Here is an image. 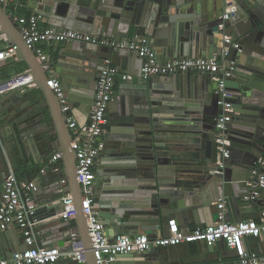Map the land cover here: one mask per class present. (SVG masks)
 I'll use <instances>...</instances> for the list:
<instances>
[{
    "label": "water",
    "instance_id": "95a60500",
    "mask_svg": "<svg viewBox=\"0 0 264 264\" xmlns=\"http://www.w3.org/2000/svg\"><path fill=\"white\" fill-rule=\"evenodd\" d=\"M219 1L225 2L230 10L224 29L219 26L223 22ZM33 2L48 17L58 12L62 16V23H54L58 27L90 31L95 36L115 40L148 38L158 58L159 55L169 60L197 58L209 55L210 49H214L211 56L220 55L223 47H230L229 59L237 61L227 83L236 109L225 123L226 138L230 141L225 147L229 151L227 158H223L216 141L220 111L217 94L215 98L210 94V74L187 72L145 79L140 72L136 82L130 80L132 84L127 91L111 102V133L115 130L117 133L111 142L114 148L100 155L95 184L97 210L107 234H133L141 229L152 237H156L158 230L168 235L180 227L189 228L192 223L213 225L220 213L219 209L213 210L214 201L224 200L229 211L238 204L252 205L244 199L249 193L247 181L256 161L264 154V0ZM46 6H52L51 14L44 11ZM0 26L7 44L16 46V62L22 61L27 67L22 72L13 69L0 74V89H3L0 92V195L10 165L20 174H35L42 166L41 159L26 157L25 146L41 138V129L51 127L50 139L40 148L41 156L50 157L55 151L62 153L60 177L68 178L77 213L73 221H60L43 232L48 234L51 244L59 243L62 247L76 226L86 264H97L81 207L82 187L76 176V150L67 117L76 108L80 109L87 116L78 123L84 127L104 61L111 58L120 64L121 56L136 54L93 42L70 41L69 49L60 57L69 56V72L57 69L69 105V111L64 112L58 96L48 85L49 74L44 63L27 46L9 5L1 3ZM225 35L240 43L242 51L223 43ZM29 75L34 86H29V82L8 86L15 78ZM55 185L46 187L50 193L44 201L52 198ZM37 191H43L41 182ZM50 210L54 215L57 207ZM233 217L231 221L245 220L239 215ZM251 238L256 244L264 240ZM195 244L201 261L220 248L221 242L207 246L200 241L182 243L144 252L130 250L120 256L130 264H188L185 256ZM221 256L225 258L222 253L218 257ZM69 261L79 264L71 258ZM57 263L61 264V260Z\"/></svg>",
    "mask_w": 264,
    "mask_h": 264
},
{
    "label": "built area",
    "instance_id": "2783aa9c",
    "mask_svg": "<svg viewBox=\"0 0 264 264\" xmlns=\"http://www.w3.org/2000/svg\"><path fill=\"white\" fill-rule=\"evenodd\" d=\"M28 1L39 0H0L1 4L14 7L24 5ZM223 22L219 25L221 29L226 26L230 19V11L222 15ZM42 16L37 13L21 15L17 17L23 37L29 48L34 50L39 59L44 63L48 71V85L56 93L64 112L69 111L68 101L65 97L62 81L53 70V59L45 51V44L55 46L61 42L82 41L93 42L110 46L114 50H128L141 58V76L145 79L154 76H169L177 73H206L212 75L214 91L218 96V105L221 110L218 120V131L216 141L225 158L229 156L226 146L230 141L226 138V122L230 121L233 108L231 101L233 93L227 83L232 78L237 66V61L230 60V47H223L220 55L214 54L209 57L200 58H177L170 61H161L155 49L147 39H125L115 40L107 37H99L79 30H72L57 26H41ZM6 36L0 26V41ZM223 43L231 44L234 48L242 51L240 43L232 41L231 36L225 35ZM16 46L7 45L0 49V63L8 58L16 56ZM121 77L123 80H133L134 76L121 73L118 66L107 58L98 76L95 87V97L89 121L84 129L79 127L76 119L69 115L67 125L73 135V146L76 150V176L82 187L81 207L86 216L89 235L93 241L94 255L97 264H116L118 257L130 250L139 252L148 251L168 245H179L182 243L203 242L207 245L224 242L229 248H236L242 239L246 237L264 238V208L261 210L259 220H245L232 222L226 219L225 202L217 203L220 211L219 220L213 225L197 226L191 230L176 229L168 235L152 237L144 231L133 234L118 235L110 239L106 226L101 218L98 206V196L95 191L96 166L100 155L106 146L104 133L109 124V108L116 98V82ZM32 75L28 77L15 78L9 86H19L29 82ZM3 89H0V92ZM5 150L4 144H2ZM62 153H53L40 167L38 174L33 179H23L22 176L10 165L9 173L3 183V192L0 195V229L7 230L16 224L22 231L25 247L16 252L0 254V264H57L61 257L71 258L79 264H85V249L78 237L77 230H73L68 242L67 249L43 245L41 237L43 221L39 210L49 211L57 207V212L50 218L56 221H73L76 216L74 195L69 187L67 177H60L63 172ZM223 165L220 162V166ZM54 174L57 176L55 191L49 201L35 202V192L38 190L40 176ZM249 193L244 197L247 202H254L264 190V154L258 158L251 170V176L247 181ZM264 263V254L257 252H243L240 264Z\"/></svg>",
    "mask_w": 264,
    "mask_h": 264
},
{
    "label": "crops",
    "instance_id": "0c3cea01",
    "mask_svg": "<svg viewBox=\"0 0 264 264\" xmlns=\"http://www.w3.org/2000/svg\"><path fill=\"white\" fill-rule=\"evenodd\" d=\"M210 3H214L217 0H209ZM219 6H220V13L223 14L225 11H230L227 7L225 2L223 1H219ZM222 7V8H221ZM226 7V8H225ZM10 8V13L12 14V16L15 18V20L17 19V17L21 16V15H29L31 13H37L40 14L42 16V20L40 22L41 26H57L54 23H62L61 19L62 16L60 14H58V12H56V14H53V17H48L46 15H44L43 13H40L41 11L37 10V8H35V3L33 1H28L26 2L24 5L22 6H18L17 8L14 7L13 3H11V5L9 6ZM51 9L52 6H46L44 8V11L47 12V14H51ZM85 9L90 10V7H85ZM224 9V10H222ZM227 9V10H225ZM58 27V26H57ZM73 30H78V29H73ZM82 31V30H79ZM84 32V31H83ZM4 33V32H3ZM85 33H89L94 35L93 33H91L90 31H86ZM6 36V35H5ZM146 41L150 43L148 38ZM0 44H2V46L0 47V49L5 48L8 44L6 42V39L1 40ZM151 44V43H150ZM68 45H71L70 41L67 42H61L59 44H56L55 46H51L50 44H45V51L50 54L52 56L53 61V70L54 73L57 75V77H59L62 81V75L60 72H57V69L59 68V70H61L62 72H69L68 71V67L71 66V64H69L68 60H69V56L66 55L63 58L61 57V53H63L65 50H68ZM152 46V45H151ZM154 48V46H152ZM210 53H208L209 55L206 56H199L197 58L200 57H209L211 56L210 54H212V50L214 51V49H210ZM156 51V50H155ZM209 52V51H208ZM157 53V52H156ZM131 55V54H130ZM178 58H182V57H178ZM189 58H196V57H189ZM159 59L161 61H170L169 59H166V57L162 58V55H159ZM16 58H8L6 60H4L2 63H0V74L3 73H7L13 69H17L19 72L24 71L27 67L25 65L24 62L20 61V62H16ZM58 60L61 62V64L58 63ZM118 66V68L120 69L121 73L123 74H130L134 76L133 79V83L136 82L137 80V74H140L141 71V65H142V61L139 58V56L135 55L133 56H129V55H124L121 56L120 58V64H116ZM212 81V86L210 88V94L211 96H213V98H215L216 93L214 91V82L213 79H211ZM132 83L127 81V80H123L121 77H119L117 79L116 82V96H118L120 93L123 94L127 91L128 86H130ZM8 86H11V84H9ZM29 86H34L33 83V79H31L29 81ZM6 88V87H4ZM234 95H232L231 101H233ZM209 103H211V100L209 101ZM93 104H94V100H93ZM112 104V103H111ZM111 109V108H109ZM92 110V109H91ZM219 111L221 112V110L219 109ZM236 111V109L231 110L230 114L233 117L234 112ZM91 112V111H90ZM89 112V115H90ZM71 115L76 119L77 123H82V120L84 121L87 116L85 115V113L83 111H80V109L76 108L74 110V113H71ZM89 117V116H88ZM89 121V118L87 120V122L85 123V126L87 125ZM84 126V127H85ZM109 126V127H108ZM108 129L109 131L105 130L104 133V139L106 141V147L104 148V150L101 152V155L104 154V151L107 152V150H111L114 147H111V142H114L113 138L117 133V130H115L114 133H111L112 127L111 124L109 122L108 125ZM79 127L81 129H84V127L80 126ZM50 128H46V129H41V138L38 139V141L36 143H32V142H28L26 147V157L30 160H34V159H41L43 164L44 162L49 158V157H43L41 156V152H40V148L43 146L44 142H47L50 139ZM110 133H111V137H110ZM3 149V147H2ZM220 150V149H219ZM4 153L6 154V151L3 149ZM221 151V150H220ZM56 152V151H55ZM222 152V151H221ZM223 158L224 155L222 153ZM42 164V165H43ZM63 164V162H62ZM218 165H220V162L217 163ZM40 168H37L36 173L34 174H26V173H18L19 176H22L23 179H33L39 172ZM251 176V173H250ZM41 180L38 181L41 182V186H43V191H37V196L35 197V202L39 203V202H43L46 198L49 196L48 191H46V187L50 184H56V180H57V176L54 174H48L45 175L43 178H40ZM50 187V186H49ZM52 189V188H51ZM53 191H51V195ZM264 190L262 191L261 195L259 196V198H257V200L255 202H249L252 203V205H247V207H243L242 205H237L235 209H231V211H229V209L227 207H225V211H226V219L228 221H231V216L234 215L233 218H236L238 215L242 216L243 218H245V220H259L260 218V214H261V210L262 208H264ZM220 202H225L224 200H218V201H214V206H213V210H218L217 208V203ZM231 212V213H230ZM39 215L42 218H48L47 220L43 221V228H42V232H41V237L44 239L43 245L46 246H54V247H59L62 249H67L68 247V242L65 241L64 245L62 247L59 246V243H53L51 244V242L48 240V234L45 232H43V230L46 229V227L48 226H52L54 224H59V221H56V218H50L51 213H49V211L47 210H39ZM244 220V221H245ZM63 222V221H62ZM232 222H240V221H232ZM74 223V222H72ZM197 226H206V225H196L195 223H192L190 225L189 228L186 227H180L179 229H185V230H191ZM74 228H72L73 230H76V226H73ZM4 230H0V251L2 252H16L19 251L21 249H23L25 247L24 244V238H23V234L21 229L19 228L18 225L13 224L11 225L5 233H3ZM143 230L140 229V231L138 232H142ZM172 232V231H171ZM156 236H164L166 234L162 233V230H158L156 233ZM50 235V232H49ZM110 239H114L116 238L118 235H110L108 234ZM255 240L254 238L251 237H246L244 239L241 240L240 245L236 248H229L227 247L224 242H221L220 248L213 250V252H211L210 256L207 257H202L201 261L199 260V257H201L199 255L198 252V248L195 244V246H193L192 250H190V254L188 256H185V261H188V264H239L240 263V258L243 254V252L245 253H250V252H257L260 254H264V240H261L260 242L254 243ZM194 245V244H193ZM204 245L207 246V244L204 243ZM151 250V249H150ZM223 255L219 258V254ZM61 264H72L69 261V258L67 257H61ZM63 260V261H62ZM73 260V259H72ZM58 264V263H57ZM86 264V263H85ZM116 264H130L128 262V259L123 257V256H119Z\"/></svg>",
    "mask_w": 264,
    "mask_h": 264
},
{
    "label": "flooded vegetation",
    "instance_id": "af4514ba",
    "mask_svg": "<svg viewBox=\"0 0 264 264\" xmlns=\"http://www.w3.org/2000/svg\"><path fill=\"white\" fill-rule=\"evenodd\" d=\"M111 104H110V108H111ZM111 112V109H109V112H108V116H109V122H110V113ZM109 125V124H108ZM109 127V126H108ZM108 127H106V131L108 130L109 131V129H108ZM107 145V144H106ZM106 147V146H105ZM103 156H104V154H103ZM103 156H101V157H103ZM100 160V159H99ZM98 167V163H97V166H96V168ZM107 182V181H106ZM95 184H96V178H95ZM97 189H96V187H95V191H96Z\"/></svg>",
    "mask_w": 264,
    "mask_h": 264
},
{
    "label": "rangeland",
    "instance_id": "374dc122",
    "mask_svg": "<svg viewBox=\"0 0 264 264\" xmlns=\"http://www.w3.org/2000/svg\"><path fill=\"white\" fill-rule=\"evenodd\" d=\"M2 46V44H0V47Z\"/></svg>",
    "mask_w": 264,
    "mask_h": 264
}]
</instances>
